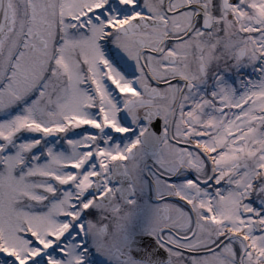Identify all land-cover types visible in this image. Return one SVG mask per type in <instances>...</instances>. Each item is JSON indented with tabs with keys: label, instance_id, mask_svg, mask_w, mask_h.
Instances as JSON below:
<instances>
[{
	"label": "snow or ice",
	"instance_id": "obj_1",
	"mask_svg": "<svg viewBox=\"0 0 264 264\" xmlns=\"http://www.w3.org/2000/svg\"><path fill=\"white\" fill-rule=\"evenodd\" d=\"M0 264H264V0H0Z\"/></svg>",
	"mask_w": 264,
	"mask_h": 264
}]
</instances>
